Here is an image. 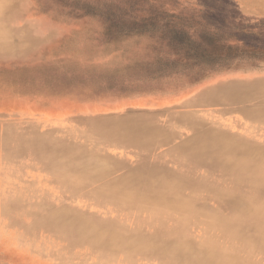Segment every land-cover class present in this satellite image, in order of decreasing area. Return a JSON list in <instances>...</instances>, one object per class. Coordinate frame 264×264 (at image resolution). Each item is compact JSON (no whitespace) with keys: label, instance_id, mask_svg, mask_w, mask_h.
I'll use <instances>...</instances> for the list:
<instances>
[{"label":"bare ground","instance_id":"6f19581e","mask_svg":"<svg viewBox=\"0 0 264 264\" xmlns=\"http://www.w3.org/2000/svg\"><path fill=\"white\" fill-rule=\"evenodd\" d=\"M7 35L0 59L12 56ZM208 90L231 96L201 91L172 101L187 116L136 122L131 135L107 123L73 128L78 121L67 118L42 129L1 124L0 205L9 206L11 226L25 214V234L44 237L42 249L60 264H264V109L249 108L264 105V82ZM240 101L247 109L223 106ZM197 112L206 117L194 123ZM17 115L8 108L0 118ZM126 156L155 160L131 170ZM173 161L180 178L166 171ZM228 173L229 188L207 184ZM203 187L220 207L195 206Z\"/></svg>","mask_w":264,"mask_h":264},{"label":"rangeland","instance_id":"374dc122","mask_svg":"<svg viewBox=\"0 0 264 264\" xmlns=\"http://www.w3.org/2000/svg\"><path fill=\"white\" fill-rule=\"evenodd\" d=\"M0 1V35L7 40L9 34L6 47L12 55L0 59V113L13 108L21 114L0 118V125L21 126L25 120L39 125L46 118L67 117L78 121L73 128L107 123L126 127L131 135L128 127L136 122L187 116L185 108L168 105L186 95L234 81L264 82V0ZM87 104L108 108L103 119H75L76 109ZM223 106L248 107L242 101ZM249 108L260 112L264 105ZM48 111L55 116L46 117ZM196 115L194 123L206 117ZM154 160L141 157L135 163L125 157L131 170ZM166 171L182 175L177 162ZM232 181L228 173L207 184L229 188ZM202 189L203 199L195 206L217 208L219 203ZM9 212L8 205H0V264H60L61 258L51 259L42 249L44 237L25 234V214L16 215L12 224L19 227L13 228ZM231 238V252L240 253Z\"/></svg>","mask_w":264,"mask_h":264},{"label":"crops","instance_id":"0c3cea01","mask_svg":"<svg viewBox=\"0 0 264 264\" xmlns=\"http://www.w3.org/2000/svg\"><path fill=\"white\" fill-rule=\"evenodd\" d=\"M249 77H251V79L260 78V77H257V76H249ZM238 78L241 80V79H245L247 77H242V78L241 77H238ZM212 83H208V84H206V85L202 86L201 88L196 89L194 91L201 90L202 88H204V87H206V86H208V85H210ZM194 91H192V93ZM121 107H123V106H121ZM107 109L106 108H103V107H100L98 105L93 106V104H91V105L90 104H87L85 106L78 107V109H76V111H75V119H80L82 121H84L86 119L89 120V121H95V120L103 119V117H104L105 112H106ZM55 118H46V119H44V121H42V122L39 123V125H40L39 128H41V129L44 128V127L46 128V126H48V123H47L48 121L53 120L51 122H54V120L62 119V118H67V117H59V118L55 117Z\"/></svg>","mask_w":264,"mask_h":264}]
</instances>
